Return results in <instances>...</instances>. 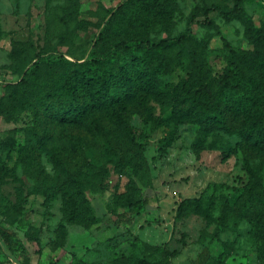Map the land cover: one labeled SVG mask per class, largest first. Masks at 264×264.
I'll list each match as a JSON object with an SVG mask.
<instances>
[{
    "label": "rangeland",
    "instance_id": "rangeland-1",
    "mask_svg": "<svg viewBox=\"0 0 264 264\" xmlns=\"http://www.w3.org/2000/svg\"><path fill=\"white\" fill-rule=\"evenodd\" d=\"M128 1L0 0V102L6 103L0 109V264H67L73 254L74 264H198L200 254L204 264H264L259 208L242 210L250 183L243 151L264 187V147L239 132L240 115L230 133L174 115L171 92L182 80L186 87L192 82L190 59L177 64L171 52V72L158 75L160 93L125 103L122 122L111 114L101 122L91 111L94 125L43 127L38 99L49 94L61 102V78L79 74L108 13ZM233 6L234 0H159L158 12L142 22L156 42L189 27L204 82L217 88L231 51L253 49L243 20H226L215 9ZM243 7L255 26H264V0H244ZM34 64L22 90L17 83ZM11 90L22 103L9 98ZM256 95L247 107L254 121L261 118ZM140 193L148 209L130 225L111 227L124 199ZM187 198H196L199 209L180 216ZM216 227L221 230L211 240Z\"/></svg>",
    "mask_w": 264,
    "mask_h": 264
},
{
    "label": "trees",
    "instance_id": "trees-1",
    "mask_svg": "<svg viewBox=\"0 0 264 264\" xmlns=\"http://www.w3.org/2000/svg\"><path fill=\"white\" fill-rule=\"evenodd\" d=\"M243 1L234 0V6L227 11L215 7L226 20L234 17L243 20L245 35L253 46L250 52L237 54L231 51L217 88L204 82L201 64L195 60L196 54L191 47L189 27L182 34L157 42L149 38L142 17L155 12L156 7L158 12L159 0H130L120 4L108 13L107 20L95 39L90 58L80 63L79 74L67 73L61 78V102H56L54 96L49 94L38 99V108L42 110L41 115L45 116L43 127L47 130L61 129L66 121L84 122L85 126L94 125L90 117L91 111L98 115L101 122L107 114L122 122V106L125 103L142 102L149 95L160 93L158 75L171 72L170 60L173 52L177 64H181L182 59H190L195 68L189 87H186V80H182L171 92L176 101L172 110L174 115L186 116L202 130L218 125L229 133L233 125L232 118L240 115L243 125L239 132L248 140L264 147V26L254 25L244 10ZM130 7L134 8L129 12ZM36 70L37 64H34L30 73L22 75L17 83L22 90L27 89L29 76ZM69 81L75 86H68ZM54 94L58 93L54 91ZM255 94L261 105V118L258 121L249 120L247 112V107L253 106L251 98ZM9 98L22 103L21 96L15 90L9 92ZM2 99L0 109L5 111L6 103ZM228 99L231 104L226 106ZM28 101L33 104L30 98ZM72 110L76 113H72ZM141 153L142 147L139 146L138 154ZM249 161L247 152L243 151V167L250 175V183L242 210L258 207L255 227L256 230H264V187L259 173L250 166ZM72 180L82 186L79 178L74 177ZM148 207V198L144 194L140 193L135 199L126 197L124 209L115 214L110 226L115 227L119 223L130 225ZM186 209L197 211L198 200H183L178 208V215H186ZM220 230L216 227L211 234V240L217 238ZM2 238L4 242L9 241L7 234H3ZM75 261H78V257L73 254L67 264H74ZM196 261L204 264L205 258L200 254ZM57 262L51 264H58ZM138 264L151 263L139 259Z\"/></svg>",
    "mask_w": 264,
    "mask_h": 264
}]
</instances>
